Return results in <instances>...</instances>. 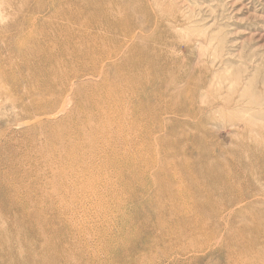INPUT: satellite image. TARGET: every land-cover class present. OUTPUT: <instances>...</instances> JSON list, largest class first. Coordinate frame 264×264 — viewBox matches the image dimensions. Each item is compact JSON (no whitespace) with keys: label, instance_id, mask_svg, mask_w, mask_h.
Here are the masks:
<instances>
[{"label":"rangeland","instance_id":"374dc122","mask_svg":"<svg viewBox=\"0 0 264 264\" xmlns=\"http://www.w3.org/2000/svg\"><path fill=\"white\" fill-rule=\"evenodd\" d=\"M91 1L81 0L78 4H68L65 9L68 12L67 17H71L72 21L67 24L65 19H54L45 13H38L37 10L31 11L30 8L36 6L34 0H0V225L2 226L0 228L6 229L11 235L15 234L17 250L28 244L35 249L32 256L37 261L47 257V253L41 252L37 240L24 229L25 225L16 223V215H18L16 210L15 227L9 225L12 216L7 213L5 201H3L8 191L5 185L10 186L15 183V199L20 202L44 204L46 192L58 199L62 191L64 192L62 195L65 194V188L56 184L54 186L57 187L56 189L52 186L49 187L50 190L49 188L46 191L42 190L43 183L48 181L47 178L53 180L54 173H51L49 169L52 168L54 172H57L61 166L67 167L70 159L82 155L83 150L89 148V146L84 148V142L81 140L89 130L84 132L82 126L86 113L95 114L97 111L90 110L85 103L86 97L99 86V82L97 78L92 80V75L88 72L80 74L79 80H75L77 96H72L69 100L73 103L68 101L70 106L64 101L59 103L57 109L47 114L51 117L50 121L35 124L36 122L33 121L40 116L36 119L30 118L23 109L24 104L31 103L29 96L39 93V97L35 96L36 100L47 97L39 81L34 80L35 77L38 79L43 71L48 72L52 67H58L56 66L58 64L64 65V62L69 65L81 62H75L76 56L73 50H65L66 43L63 36L59 34L61 28L69 26L80 30L83 35L90 33L92 37H95L97 45H101L104 41L107 48L114 50L112 48L114 45L110 46L111 43H108L109 39L115 36L120 39L119 44L127 43L123 40V26L126 27V24L131 22L130 27L135 26V28L131 41L127 44L134 49L141 46L140 50L145 51L142 56L144 61L140 62V66L135 69V72L142 70L147 75L143 83H140V87L143 84L144 86L142 90L140 88L139 96L137 95L139 103L144 104L140 109L145 116H148L143 121L144 128L150 131L149 135L145 134V144L149 146L145 151L149 154L145 152L144 158L147 162L144 164L148 163L150 176L155 175L160 169L163 174L174 178V186L184 189H182L185 192L184 199L181 202L179 214L167 215L168 217L165 216L157 224L153 219L156 218L154 213L158 210V203L166 202L165 197L160 195L162 187L154 184V180L152 181V178L148 176L146 179H141L140 184H135L137 188L133 192L125 193L122 192L123 186L116 182V178H113L115 184L110 191L97 186L104 195L110 193L111 197L112 191L113 195L117 193L116 198H119V203L116 198L114 202H110L114 213L108 215L111 224L107 228L104 220L107 215L103 213L99 217L95 211L93 213L89 205V202L93 203L91 202L93 197L85 194V188L81 185L77 186L78 189H72V194L76 195L74 200L70 195H64L65 202L58 200L64 209L65 218L77 215L80 218L82 216V219L72 232L64 231L66 235L62 236V240L60 239L57 249L59 252L62 251V255L53 249L49 250L50 254L52 252V255L56 253L62 257L59 258V263L55 264L70 262L71 264H100V262L102 264H133L134 262L135 264H233L228 260L232 257L235 261L238 260L237 264H264V0H104V3L100 5H88ZM45 2L49 8L54 4L51 0ZM118 19L123 26L115 25L118 24ZM50 24H53V27ZM117 29L122 30L119 32L120 30ZM32 32L36 37L33 42L27 40L28 37L33 36ZM38 45L44 47L43 50L38 49ZM56 45H59V49L53 50ZM44 55H49L50 60L46 61ZM145 55H149L150 59L152 55V59ZM133 56L139 58L136 54ZM38 63L42 64L37 65ZM149 65L150 68H154H151L153 72L148 68ZM157 69L159 73H156ZM173 77L176 79L174 80ZM149 80H153L152 83ZM163 80H168L169 84ZM171 81L174 82L171 83ZM135 84L138 85V83ZM170 84L172 86L169 87ZM162 92L166 93V96ZM162 96L165 98L163 99ZM134 97L133 101L136 99V96ZM205 121L207 122L204 123ZM174 122L176 125L173 126ZM198 125L203 128L201 126L198 128ZM98 126L99 124L96 128ZM181 141H183L182 144ZM177 144H180L179 147ZM205 145L209 147L206 148ZM200 151L205 154L202 155ZM155 165L158 168L154 169V172ZM196 172L198 178L195 176ZM213 173L217 174L216 181L210 179ZM222 179L223 183H220ZM239 196L244 200L241 204L236 201L240 198ZM186 197L190 199L189 204L184 202ZM48 199L51 201L49 196ZM49 204L54 208L53 211H48L52 215L51 220L58 216L56 208L59 206L51 202ZM186 213L189 220L187 226L195 231L196 236L193 239L190 237V239L180 240L176 238L177 235L171 234L169 226L170 223H176L177 227L182 229L186 224L183 222ZM113 225L114 227H111ZM80 231L82 233L79 235L77 232ZM88 232L92 234L89 235ZM77 239L80 241L78 242ZM217 241L222 242L220 244ZM183 247H187V250L195 248V251L181 252Z\"/></svg>","mask_w":264,"mask_h":264},{"label":"bare ground","instance_id":"6f19581e","mask_svg":"<svg viewBox=\"0 0 264 264\" xmlns=\"http://www.w3.org/2000/svg\"><path fill=\"white\" fill-rule=\"evenodd\" d=\"M29 1V0H28ZM36 3V6L34 8H30L31 11H36L38 13H45L49 15V17H53L54 19H59V20H66L67 24L72 21L71 17H67V10L65 7L70 4H78L80 3L81 0H51L52 3H54L51 8L48 7L47 3L44 0H34ZM44 2V4H43ZM101 3H104V0H92L88 5H100ZM150 3V2H149ZM41 4V5H40ZM30 6V4H29ZM89 8V7H88ZM87 9V8H86ZM30 11V10H29ZM79 11V10H78ZM87 11V10H86ZM83 12V11H82ZM85 12V11H84ZM112 12V11H111ZM115 12V11H114ZM29 13V12H28ZM31 14V13H30ZM84 14V13H83ZM112 14V13H111ZM114 14V13H113ZM116 14V13H115ZM81 16V15H80ZM113 16V15H112ZM42 17V16H41ZM76 17V15H75ZM45 18V17H44ZM119 18V17H118ZM35 19V18H34ZM37 19V18H36ZM81 19V18H80ZM117 19V18H116ZM120 19V18H119ZM118 19V24H115L116 26L120 24ZM123 21V20H122ZM107 22V21H106ZM128 22V21H127ZM75 23V22H74ZM84 23V22H83ZM108 23V22H107ZM116 23V22H114ZM131 23V22H130ZM130 23L126 24L123 26V34H124V41L125 42H130L132 38V33L134 31L135 26L130 27ZM133 23V22H132ZM85 24V23H84ZM97 24V22H96ZM124 24V23H123ZM139 24V23H138ZM137 24V25H138ZM94 25V24H93ZM136 25V24H135ZM51 27H53V24H50ZM83 26V25H82ZM85 26V25H84ZM96 27V26H95ZM99 27V26H98ZM140 27V26H139ZM120 28V27H119ZM96 29V28H95ZM99 29V28H97ZM118 30V29H117ZM120 30V29H119ZM118 30V31H119ZM122 30V29H121ZM121 30L119 32H121ZM33 31V30H32ZM89 31V30H88ZM104 31V30H103ZM31 32V31H30ZM45 32V30H44ZM90 32V31H89ZM94 32V31H93ZM92 32V33H93ZM34 32H32L33 34ZM98 33V32H97ZM118 33V32H117ZM138 33V32H137ZM31 34V35H32ZM63 36V40L65 41V50L66 51H74V55L76 56V61L75 62H80V64H71L64 62V65L60 66L59 64L56 65L58 67L53 68L51 70H48V72H44L43 74L34 78L35 81H39L40 86L44 88L45 95L47 96L42 100H36L35 96L39 97V93L37 95H31L29 96L31 98V103L29 105L24 104L23 109L25 110V113L28 114V117H32L36 119V117L40 118L37 120H34L33 122H36L35 124L38 123H43L44 121H50L51 117H49V113L53 112L55 109H57L59 106V103L61 104L63 101L67 103L69 100H71L72 96H77L75 95L77 92V84L76 81L79 80L81 77L80 74L84 72H88L89 75H92L91 79L97 78L99 82V86L96 87L94 91L90 93L89 96L86 97V105L90 110L97 111L95 114L93 112L86 113V118L84 120V124L82 126V130L84 132L88 131V133L83 136L82 142H84V148L89 146L88 150H83V154L77 157H74L70 159V162L68 163L69 165H66L67 167L64 168V166H61L60 169L57 170V172H54L52 168L49 169V171L54 173L53 175V180L51 179H46L48 181L43 183V191H46L49 187H54L56 184L57 186H60L62 188H65V194L62 191L61 195L57 199L54 198L53 196L49 195V193L46 192L45 199H44V204H39V203H32L30 201H24L20 202L15 199V183L11 184L10 186H6L7 195L3 198V201H5L4 205L6 206V211L9 213L12 217L11 220L9 221V225H12V227H15V212H18L17 216V224H20L21 226H24V229L28 230V234L35 238L37 242L40 244V250L41 252L47 253V257L41 258L38 261L32 256L33 250L30 245L25 244L23 248L20 250H17L15 248V234L13 233L12 235L7 232L6 229H1L0 228V264H55L56 262L59 263V258L61 259L62 251L59 252L58 249V243L62 236L65 237V232H72V230L76 229L77 225H79L81 218L78 217L77 215L71 216L70 218H65V212L64 209H62L61 204L58 202H65V197L64 195H70L72 196L73 200L75 199L74 194H72V189H76L77 186L81 185L83 188H85V194L93 197L91 202H89L90 208L92 209V212L97 214V216L100 214H105L107 217L106 219H103L106 221V227L110 226L111 221H109L108 215H111L110 213H114L110 202H114L116 195H113L111 191V197L110 193L107 195H104L101 193L100 189L98 188L99 186L102 187L103 190L110 191V188L114 187L113 185L115 184L114 179L116 178V182L121 184L123 186V191L125 193L133 192L135 188V184H140L141 179H146L148 176L149 178H152V181L154 184H157L158 186L162 187V190L160 191V195L164 196L166 201L165 203L159 202L158 203V210L156 211V218L153 219L155 223H160L161 219L164 218L167 215H177L179 214V208L181 207V202H183L184 199V194L185 192L182 191L183 188L178 189L176 188V185L174 186L173 179L172 177L170 178L166 174H163L160 172V169L155 173V175L150 176L148 172H151L148 167V163L144 164L145 161V152L149 148L147 143L145 144V134L150 133L148 130L144 128L143 121L145 117H148L147 115L145 116V113L142 112L140 109L141 105L144 106L143 103H139L140 100H137V97L139 96L140 88L142 90V87H140V83L147 77L145 73L141 70H136L140 66V62L142 63V56L145 54L142 52V49L140 50L139 48H131V46L127 43L124 44H119L120 39L118 37H111L108 41V43H111V45H114L112 48H107V45H105L104 41L101 42V45H97L95 42V37H92L90 33H86L83 35L80 30H77L76 28H72L69 26H65L61 28V33H59ZM96 34V33H95ZM102 34V32H101ZM135 34V32H134ZM141 34V33H140ZM93 35V34H92ZM105 35V34H104ZM137 35V34H136ZM142 35V34H141ZM91 36V37H90ZM102 36V35H101ZM146 36V35H145ZM144 36V37H145ZM104 37V36H103ZM120 37V36H119ZM35 35L28 37V41L33 42L35 39ZM135 38V37H134ZM107 39V40H108ZM144 39V38H143ZM147 40V39H146ZM25 41V40H23ZM52 41V40H51ZM106 41V40H105ZM145 41V40H144ZM98 42V41H97ZM140 42V41H139ZM138 42V43H139ZM143 42V41H142ZM23 43V42H22ZM137 43V42H136ZM141 43V42H140ZM49 44V43H47ZM60 45V44H59ZM59 45H56V47L53 49H59ZM136 45V44H135ZM45 46V45H44ZM151 46V45H150ZM34 47V46H33ZM136 47V46H135ZM44 47H40L38 45V49L43 50ZM150 49V48H149ZM152 49V48H151ZM150 49V50H151ZM39 50V52H40ZM61 51V49H60ZM63 51V50H62ZM156 51V50H155ZM158 51V50H157ZM37 52V51H36ZM57 53V52H55ZM61 53V52H60ZM147 53V52H146ZM150 53V52H149ZM148 53V54H149ZM133 54L138 56L139 58H136L133 56ZM62 55V54H61ZM64 55V54H63ZM69 56V55H68ZM146 56V55H145ZM147 55L146 57H148ZM151 59H152V55ZM154 56V55H153ZM159 56V55H158ZM46 61H49V55H44L43 56ZM60 57V56H59ZM63 57V56H62ZM161 57V56H160ZM63 58H66L63 57ZM150 59V57H148ZM144 57V59L148 60ZM70 59V58H69ZM73 59V58H71ZM70 59V60H71ZM150 59V60H151ZM156 62V57L154 58ZM152 61V62H154ZM62 63V62H61ZM144 63V62H143ZM151 63V62H150ZM42 63H38L37 65H40ZM53 64V63H52ZM153 64V63H151ZM51 65V64H49ZM144 65V64H143ZM146 65V64H145ZM155 65V63H154ZM65 66V67H64ZM142 66V65H141ZM22 67V66H21ZM20 67V68H21ZM146 67V66H144ZM155 67V66H153ZM167 67V66H166ZM165 67V69H167ZM169 67V66H168ZM142 68V67H141ZM150 68V65L149 67ZM152 68V67H151ZM150 68V69H151ZM164 68V67H163ZM44 69V68H43ZM50 69V68H49ZM146 69V68H145ZM149 69V71H150ZM154 69V68H152ZM151 69V70H152ZM134 70V71H133ZM158 70V69H157ZM164 70V69H163ZM168 70V69H167ZM174 71V70H173ZM153 72V70H152ZM156 72V71H155ZM162 72V70H161ZM167 72V71H166ZM151 73V72H150ZM159 73V70L158 72ZM165 73V72H164ZM175 72H173L174 74ZM148 74V73H147ZM163 74V73H161ZM152 75V74H151ZM150 75V76H151ZM159 74H157L158 76ZM165 75V74H164ZM149 76V75H148ZM173 76V75H172ZM172 76L170 78H172ZM156 77V76H155ZM162 77V76H161ZM175 77V75H174ZM173 77V78H174ZM90 78V77H89ZM149 78V77H148ZM157 78V77H156ZM180 78V76H179ZM88 79V78H87ZM155 78H153L154 80ZM159 79V78H158ZM176 78H174L175 80ZM178 79V78H177ZM76 80V81H75ZM153 80H149L150 83H152ZM183 80H185L183 78ZM82 81V80H81ZM158 81V80H157ZM164 81V80H163ZM162 81V82H163ZM166 81V80H165ZM164 81V82H165ZM168 81V80H167ZM166 81V82H167ZM178 81V80H177ZM175 81V82H177ZM182 81V80H181ZM80 82V81H79ZM169 82V81H168ZM167 82V83H168ZM174 81H171L173 83ZM135 83H138L136 85ZM143 83V82H142ZM167 83H165L167 85ZM178 83H180L178 81ZM190 83V82H189ZM97 84V83H96ZM169 84V83H168ZM181 84V83H180ZM25 85V84H24ZM163 85V84H162ZM149 86V85H148ZM164 86V85H163ZM168 86V85H167ZM172 86L171 84L169 87ZM39 87V86H38ZM150 87V86H149ZM148 87V88H149ZM153 87V86H151ZM165 87V86H164ZM174 87V86H173ZM205 87V86H204ZM203 87V88H204ZM156 88V87H155ZM154 88V89H155ZM199 88V87H198ZM145 89V88H144ZM200 89V88H199ZM88 90V88H87ZM90 90V89H89ZM165 90V89H164ZM166 90H169L166 88ZM134 92V93H133ZM148 92V91H146ZM138 93V94H137ZM163 93V92H162ZM65 94H67L65 96ZM144 94V92H143ZM164 94V93H163ZM166 94V93H165ZM164 94V95H165ZM183 93L181 92V95ZM193 94V93H192ZM197 94V92H196ZM42 95V94H41ZM138 95V96H137ZM191 95V94H190ZM135 101H133V98ZM166 96V95H165ZM173 96V95H172ZM189 96V94H188ZM194 97V94L192 95ZM142 97V96H141ZM145 97V96H144ZM190 97V96H189ZM188 97V99H189ZM149 98V97H147ZM164 99L165 97L162 96ZM195 98V97H194ZM84 99V97H83ZM158 99V98H157ZM183 99V98H182ZM78 100V99H77ZM142 100V99H141ZM181 100V99H180ZM196 100V99H195ZM145 101V100H144ZM162 101V100H161ZM170 101V100H169ZM192 101V99H191ZM72 102V101H69ZM163 102V101H162ZM165 102V101H164ZM163 102V103H164ZM168 102V101H167ZM184 102V101H183ZM64 103V104H65ZM73 103V102H72ZM145 103V102H144ZM166 103V102H165ZM187 103V102H186ZM189 103V102H188ZM68 106L69 103H67ZM79 104V103H78ZM169 104V103H168ZM182 104V103H181ZM193 104V101H192ZM196 104V101H195ZM160 105V104H159ZM190 105V104H189ZM67 106V107H68ZM161 106V105H160ZM163 106V105H162ZM187 106V105H186ZM196 106V105H195ZM188 107V106H187ZM156 108V107H155ZM164 108V107H163ZM162 108V109H163ZM170 108V107H169ZM193 108V105H192ZM202 108V107H201ZM145 109V108H144ZM168 109V108H167ZM166 109V110H167ZM185 109V108H184ZM189 109V108H188ZM195 109V108H193ZM204 109V108H203ZM64 110V109H63ZM82 110V109H80ZM169 110V109H168ZM179 110V108H178ZM177 110V111H178ZM77 111V110H76ZM83 111V110H82ZM145 111V110H144ZM153 111V109H152ZM176 111V110H175ZM174 111V112H175ZM193 111V110H192ZM206 111V110H205ZM155 112V111H154ZM172 112V113H174ZM183 112V110L181 111ZM80 113V111H78ZM160 113V112H159ZM164 113V112H163ZM169 114V112H167ZM179 113V112H178ZM204 113V112H203ZM206 113V112H205ZM146 114H148L146 112ZM153 114V112H152ZM180 114V113H179ZM178 114V115H179ZM186 114V113H185ZM188 114V113H187ZM82 115V114H81ZM163 115V114H162ZM197 115V112H196ZM195 115V116H196ZM201 115H203L201 113ZM159 116V115H158ZM161 116V115H160ZM169 116V115H168ZM171 116V115H170ZM169 116V117H170ZM174 116V115H173ZM177 116V115H175ZM181 116V115H180ZM198 116V115H197ZM163 117V116H162ZM166 117V116H165ZM192 117V116H191ZM205 117V116H204ZM211 117V116H210ZM76 118V117H75ZM201 118V117H200ZM203 118V116H202ZM212 118V117H211ZM148 119V118H147ZM165 119V118H164ZM206 119V118H205ZM75 120V119H74ZM161 120V119H160ZM197 120V119H196ZM200 120V119H198ZM207 120V119H206ZM208 117V121H209ZM150 121V120H149ZM162 121V120H161ZM166 121V120H165ZM32 122V123H33ZM178 122V121H177ZM202 122V120H201ZM205 121L204 123H206ZM31 123V122H30ZM99 126L96 128L97 125ZM149 123V122H148ZM151 123V122H150ZM180 123V122H179ZM203 123V122H202ZM202 123H200L202 125ZM34 124V125H35ZM155 124V123H154ZM153 124V125H154ZM162 124V123H161ZM199 124V122H197ZM33 125V126H34ZM147 125V124H146ZM145 125V126H146ZM168 125V123L166 124ZM176 125L175 122L173 123V126ZM179 125V124H177ZM192 124H190V127ZM198 125V128L199 126ZM164 126V123H163ZM172 126V125H170ZM147 127V126H146ZM178 127V126H177ZM202 127V126H201ZM96 128V129H95ZM162 128V127H161ZM164 128V127H163ZM175 128V127H174ZM203 128V127H202ZM206 128V127H205ZM172 129V128H171ZM96 130V131H95ZM202 130V129H201ZM200 130V131H201ZM207 130V129H206ZM155 131L156 128H155ZM169 131V130H167ZM5 132V131H4ZM206 132V131H204ZM153 133V132H152ZM171 133H173L171 131ZM154 134V133H153ZM170 134V132H169ZM175 134V133H174ZM158 136V135H157ZM159 137V136H158ZM149 138V137H147ZM144 139V140H143ZM154 139V138H153ZM43 140V139H42ZM148 141V140H147ZM175 141V140H174ZM180 141V140H179ZM184 141V140H183ZM183 141L180 143L182 144ZM178 142V141H176ZM81 143V142H80ZM150 143V142H148ZM179 143V142H178ZM188 144V143H187ZM190 144V143H189ZM175 145V144H174ZM178 147L180 144H177ZM80 146V145H79ZM188 146V145H187ZM192 146V145H191ZM195 146V145H194ZM192 146V147H194ZM208 146V145H207ZM205 145L204 147L207 148ZM75 148V146L73 145ZM147 147V149H146ZM209 147V146H208ZM165 148V147H164ZM205 148V149H206ZM264 148V147H263ZM82 149V147H80ZM146 149V151H145ZM166 149V148H165ZM180 149V148H179ZM202 149V148H201ZM72 150V149H71ZM76 150V149H75ZM178 150V149H177ZM189 150V148H188ZM153 151V150H152ZM168 151V150H167ZM191 151V150H190ZM202 151V150H201ZM200 151L202 155L204 154ZM157 152V150H156ZM186 152V151H185ZM194 152V151H193ZM80 153V151H79ZM147 153V152H146ZM153 153V152H152ZM158 153V152H157ZM156 153V156H157ZM179 153V152H178ZM199 153V154H200ZM149 154V153H147ZM189 154V153H188ZM194 154V153H193ZM208 155V154H207ZM56 156V155H55ZM190 156V155H189ZM200 156V155H199ZM202 157V156H201ZM205 157V156H203ZM209 157V155H208ZM206 157V158H208ZM217 157V156H216ZM153 158V157H152ZM158 157H156L157 159ZM151 159V157H150ZM155 159V155H154ZM153 159V160H154ZM160 159V158H159ZM196 159V158H195ZM201 159V158H200ZM210 159V158H209ZM149 160V159H148ZM152 160V159H151ZM158 160V159H157ZM203 160V159H202ZM207 160V159H205ZM204 160V161H205ZM50 161V160H49ZM67 161V160H66ZM156 161V160H155ZM177 161V160H176ZM199 161V159H198ZM30 162V161H29ZM182 162V161H181ZM189 162V161H188ZM187 162V163H188ZM197 162V161H196ZM199 162H202L201 160ZM154 163V162H153ZM58 164V163H57ZM173 164V163H172ZM184 164V163H183ZM196 165V163H194ZM204 164V163H203ZM202 164V165H203ZM65 165V164H64ZM185 165V164H184ZM189 165V164H188ZM191 165V164H190ZM150 166V165H149ZM175 167V165H173ZM218 166V165H217ZM216 166V167H217ZM54 167V166H53ZM195 167V166H194ZM201 167V165H200ZM214 167V166H213ZM215 167V168H216ZM158 168L157 165L153 166V170ZM185 168V166H184ZM218 168V167H217ZM187 169V168H186ZM199 170V169H198ZM187 171V170H186ZM206 171V170H205ZM217 171V170H216ZM238 171V170H237ZM155 172V170H154ZM214 172V171H212ZM221 172V171H220ZM235 172V171H234ZM44 173V171H43ZM179 173V172H178ZM177 173V174H178ZM205 173V172H204ZM222 173V172H221ZM148 174V175H147ZM153 174V172H152ZM158 174V175H157ZM176 174V173H175ZM176 174V175H177ZM194 174V173H193ZM223 174V173H222ZM221 174V175H222ZM242 174V173H241ZM105 175V176H104ZM172 175V174H171ZM170 175V176H171ZM180 175V174H179ZM183 175V174H182ZM220 175V174H219ZM225 176V174H223ZM230 175V173H229ZM234 175V174H233ZM45 176V175H44ZM104 176V177H103ZM173 176V175H172ZM181 176V175H180ZM179 176V178H180ZM197 177V172L196 175ZM231 176V175H230ZM236 176V175H235ZM242 176V175H241ZM193 177V176H192ZM211 177V178H210ZM209 178L212 180L218 179L217 174L213 173ZM220 177V176H219ZM176 178V177H175ZM185 178V177H184ZM198 178V177H197ZM233 179V177H230ZM237 178V177H236ZM243 178V177H242ZM172 179V180H171ZM177 179V178H176ZM175 179V180H176ZM189 179V178H188ZM225 179V177H224ZM56 180V181H55ZM178 180V179H177ZM221 180V178H219ZM218 180V181H219ZM231 180V179H230ZM235 180V178H234ZM145 181V180H144ZM148 181V180H147ZM229 181V180H228ZM34 182V181H33ZM149 182V181H148ZM237 182V180H236ZM55 183V184H54ZM146 183V182H145ZM145 183H142L145 185ZM220 183H223V179ZM141 184V185H142ZM41 185V183H40ZM96 185V186H94ZM120 185V186H121ZM147 185V184H146ZM227 185V184H225ZM230 185V184H229ZM98 186V187H97ZM119 186V187H120ZM148 186V185H147ZM153 186V185H152ZM156 186V185H155ZM210 186V184H209ZM117 187V186H116ZM118 187V188H119ZM139 187V186H138ZM145 187V186H144ZM143 187V188H144ZM186 187V186H185ZM208 187V183H207ZM57 188V187H56ZM54 187V189H56ZM122 188V187H120ZM151 188V187H150ZM153 188V187H152ZM78 189V188H77ZM116 189V188H115ZM156 189V187H155ZM158 189V187H157ZM206 189V188H205ZM230 189V187H229ZM238 189V187H237ZM249 189V188H248ZM256 189V188H255ZM50 190V188H49ZM102 190V191H103ZM138 190H140L138 188ZM137 190V191H138ZM150 190V189H149ZM154 190V189H152ZM184 190V189H183ZM259 190V189H258ZM114 191V190H113ZM147 190H145L146 192ZM250 190H248L249 192ZM115 192V191H114ZM140 192V191H139ZM143 192V191H142ZM153 192V191H152ZM187 192V191H186ZM237 192V191H236ZM232 193V192H231ZM252 193V192H251ZM55 194V193H53ZM106 194V193H105ZM123 194V193H122ZM187 194V193H186ZM189 194V193H188ZM209 194V193H208ZM244 194V193H241ZM240 194V195H241ZM86 195V196H87ZM133 195V194H132ZM152 195V194H151ZM253 195V194H251ZM48 196L51 201H49ZM119 196V195H118ZM136 196V195H135ZM225 196V195H224ZM230 196V195H229ZM246 196V195H245ZM152 197V196H151ZM189 197V196H188ZM188 197H186V200L184 201L185 203L188 202ZM210 197V196H209ZM240 197V196H239ZM77 198V197H76ZM130 198V197H129ZM134 198V197H133ZM132 198V199H133ZM146 198V197H145ZM25 199V198H24ZM117 199V198H116ZM213 199V198H212ZM236 199V197H235ZM238 199V198H237ZM128 200V198L126 199ZM136 200V199H135ZM139 200V199H138ZM152 200V199H151ZM43 201V200H42ZM132 201V200H131ZM145 201V200H144ZM238 201L240 204L243 202V198H239ZM234 201V202H236ZM54 203L55 205L58 204V208H56V212L58 214L57 217L52 218L50 220V213L51 210L53 211V207H51L49 203ZM150 202V201H149ZM148 202V203H149ZM233 202V201H232ZM236 202V203H238ZM251 202V201H250ZM253 202V200H252ZM251 202V203H252ZM48 203V204H46ZM82 203V202H81ZM117 203H119V198L117 199ZM147 203V202H146ZM227 203V202H226ZM234 203V204H236ZM247 203V202H246ZM77 204V203H76ZM86 204V203H85ZM115 204V203H114ZM184 204V203H183ZM249 204V203H247ZM253 204V203H252ZM251 204V205H252ZM116 205V204H115ZM138 205V204H137ZM146 205V204H145ZM186 205V204H185ZM192 205V204H191ZM208 205V204H207ZM250 205V204H249ZM48 206V207H47ZM79 206V205H78ZM81 206V205H80ZM199 205H197L198 207ZM233 206V205H231ZM240 206V205H239ZM57 207V206H55ZM84 207V206H83ZM82 207V208H83ZM124 207V206H123ZM126 207V206H125ZM234 207V206H233ZM66 208V207H65ZM86 208V207H85ZM136 208V207H135ZM192 208V207H191ZM205 208V207H204ZM229 208V206L227 207ZM232 208V207H231ZM69 209V208H68ZM71 209V207H70ZM69 209V210H70ZM116 209V208H115ZM122 209V208H121ZM188 209V208H187ZM185 209V210H187ZM190 209V208H189ZM16 210V211H15ZM210 210V209H208ZM232 210V209H231ZM83 211V210H82ZM131 211V210H130ZM136 211V210H135ZM203 211V210H202ZM205 211V210H204ZM214 211V210H213ZM227 211V210H226ZM68 212V211H67ZM75 212V211H74ZM79 212V211H78ZM119 212V211H118ZM124 212V211H123ZM133 212V211H132ZM155 212V211H154ZM185 212V211H184ZM194 212V211H193ZM240 212V211H239ZM73 213V212H72ZM122 213V211H121ZM197 213V212H196ZM225 213V212H224ZM230 213V212H229ZM242 213V212H241ZM244 213V212H243ZM56 214V213H55ZM136 214V213H135ZM138 214V213H137ZM141 214V213H140ZM236 214V213H234ZM88 215V214H87ZM116 215V214H115ZM119 215V214H118ZM121 215V214H120ZM214 215V214H212ZM222 215V214H221ZM230 215V214H229ZM237 215V214H236ZM242 215V214H241ZM92 216V215H91ZM130 216V215H129ZM132 216V215H131ZM136 216V215H135ZM145 216V215H144ZM181 216V215H180ZM184 217L183 222L186 223L184 224L185 226L181 229L177 227L176 223H170L171 225L169 226L171 229V234L172 235H177L176 238L183 240V239H193L195 235V231L191 229L190 227L187 226V216L188 214L186 213ZM223 216V215H222ZM228 216V214H227ZM113 217V216H112ZM117 217V216H116ZM122 217V216H121ZM168 217V216H167ZM172 217V216H171ZM176 217V216H175ZM225 217V216H224ZM170 218V217H169ZM180 218V217H179ZM196 218V217H194ZM205 218V217H204ZM221 218V217H220ZM94 219V218H93ZM92 219V220H93ZM117 219V218H115ZM114 219V220H115ZM223 219V218H222ZM86 220V218H85ZM199 220V219H198ZM197 220V221H198ZM96 221V220H94ZM92 221V223L94 222ZM103 221V220H102ZM176 221V219H175ZM194 221V219H193ZM11 222V223H10ZM104 222V221H103ZM117 222V221H116ZM121 222V221H120ZM131 222V221H130ZM129 222V223H130ZM136 223V222H135ZM193 223V222H192ZM226 223V222H225ZM260 223V222H259ZM119 224V223H118ZM131 224V223H130ZM143 224V223H142ZM146 223H144L145 225ZM87 225V224H85ZM93 225V224H92ZM96 225V224H95ZM104 225V224H103ZM101 225V226H103ZM137 225V224H136ZM227 225V224H226ZM1 226V225H0ZM19 226V225H18ZM90 226V224H89ZM133 226V225H132ZM140 226V225H139ZM2 227V226H1ZM20 227V226H19ZM99 227V226H98ZM97 227V228H98ZM111 227H114L111 226ZM116 227V226H115ZM138 227V226H137ZM213 227V225H212ZM21 228V227H20ZM19 228V229H20ZM81 228V227H80ZM79 228V230H80ZM86 228V227H85ZM92 228V227H91ZM102 228V227H101ZM128 228V227H127ZM130 228V226H129ZM144 228V227H143ZM142 228V229H143ZM151 228V227H150ZM156 228V227H155ZM162 228V227H161ZM262 228V227H261ZM83 230V228H81ZM90 229V227H89ZM118 229V228H117ZM131 229V228H130ZM169 229V230H170ZM23 230V229H22ZM66 230V231H65ZM111 230V229H110ZM129 230V229H128ZM157 230V229H156ZM65 231V232H64ZM76 231V230H75ZM95 231V230H94ZM101 231V230H100ZM108 231V230H107ZM115 231V229H114ZM113 231V233H114ZM119 231V230H118ZM130 231V230H129ZM145 231V230H144ZM147 231V229H146ZM154 231V230H153ZM158 231V230H157ZM163 231V230H162ZM91 232V231H90ZM93 232V230H92ZM97 232V230H96ZM102 232V231H101ZM260 232V231H259ZM263 232V231H262ZM261 232V233H262ZM74 233V232H73ZM79 235L82 233V231L77 232ZM99 233V232H98ZM104 233V232H103ZM112 233V232H111ZM127 233V232H126ZM131 233V232H130ZM136 233V230H135ZM134 233V234H135ZM168 231L166 232V234ZM170 233V231H169ZM83 234H85L83 232ZM89 234V232H88ZM90 233L89 235H91ZM101 234V233H100ZM129 234V232H128ZM149 234V233H148ZM153 234V233H152ZM212 234V230H211ZM217 234V233H216ZM224 234V233H223ZM257 234V233H256ZM49 235V236H48ZM71 235V234H70ZM87 235V236H89ZM95 235V234H94ZM106 235V233H105ZM130 235V234H129ZM150 235V234H149ZM27 236V235H26ZM103 236V235H102ZM118 236V235H117ZM124 236V235H123ZM134 236V235H133ZM154 236V235H153ZM152 236V237H153ZM157 237V234L155 235ZM160 236V235H159ZM158 236V237H159ZM166 236V235H165ZM263 236V235H261ZM259 236V237H261ZM30 237V238H31ZM98 237V236H97ZM116 237V236H114ZM125 237V236H124ZM130 237V236H129ZM217 237V236H216ZM222 237V236H221ZM120 238V237H119ZM131 238V237H130ZM262 238V237H261ZM66 239V238H65ZM68 239V238H67ZM87 239V238H86ZM85 239V240H86ZM96 239V238H95ZM99 239V238H98ZM102 239V238H101ZM100 239V240H101ZM108 239V238H106ZM115 239V238H114ZM128 239V238H127ZM136 239V238H135ZM145 239V237H144ZM161 239V238H160ZM210 239V238H209ZM62 240V239H61ZM82 240V239H81ZM113 240V239H112ZM137 240V239H136ZM173 240V239H172ZM233 240V239H232ZM72 241V240H71ZM78 241V239H77ZM80 241V240H79ZM78 241V242H79ZM106 241V240H105ZM117 241V240H115ZM113 241V242H115ZM124 241V240H123ZM138 241V240H137ZM161 241V240H160ZM174 241V240H173ZM207 241V240H206ZM227 241V240H226ZM263 241V240H262ZM63 242V241H61ZM86 242V241H85ZM98 242V241H97ZM118 242V241H117ZM126 242V241H125ZM130 242V241H129ZM134 242V241H133ZM142 242V240H141ZM189 242V241H188ZM216 242V241H215ZM218 242V241H217ZM222 242V241H221ZM219 241L218 243L221 244ZM255 242V241H254ZM72 243V242H71ZM75 243V242H74ZM87 243V242H86ZM105 242H103L104 244ZM136 243V242H135ZM139 243V242H138ZM191 243V242H189ZM235 243V242H234ZM260 243V242H259ZM69 244V243H68ZM73 244V243H72ZM76 244V243H75ZM88 244V243H87ZM93 244V243H92ZM102 244V243H99ZM98 244V245H99ZM107 244V243H106ZM111 244V242L109 243ZM124 245L123 243H121ZM134 244V243H133ZM182 244V243H181ZM67 245V244H66ZM96 245V244H95ZM119 245V244H118ZM126 245V244H125ZM130 245V243H129ZM194 245V243H193ZM192 245V246H193ZM214 245V244H213ZM217 245V244H216ZM261 245V244H260ZM63 246V245H62ZM77 246V245H76ZM83 246V245H82ZM88 246V245H87ZM90 246V245H89ZM111 246V245H110ZM109 246V247H110ZM141 246V245H140ZM252 246V245H251ZM80 247V246H79ZM95 247V246H94ZM93 247V248H94ZM101 247V246H100ZM103 247V246H102ZM108 247V248H109ZM121 247V246H120ZM124 247V246H123ZM128 247V246H127ZM134 247V246H133ZM182 247V246H181ZM190 247V246H189ZM197 247V246H195ZM213 247V246H212ZM258 247V246H257ZM91 248V247H90ZM89 248V249H90ZM99 248V247H98ZM111 248V247H110ZM109 248V249H110ZM114 248V247H113ZM125 248V247H124ZM135 248V247H134ZM133 248V249H134ZM163 248V247H162ZM187 247H183L181 249V252H190L193 250L186 249ZM192 248V247H190ZM199 248V247H198ZM218 248V246H217ZM252 248V247H251ZM53 249L56 252L61 253V255H57L54 253L52 255V252L50 254V251ZM78 249V248H77ZM84 249V248H83ZM97 249V248H96ZM105 249V248H103ZM121 249V248H120ZM138 249V248H136ZM140 249H142L140 247ZM205 249V248H204ZM208 249H210L208 247ZM253 249V248H252ZM251 249V250H252ZM52 250V251H53ZM126 250V248L124 249ZM197 250V249H196ZM255 250V249H254ZM259 250V249H258ZM104 251V250H103ZM112 251V250H111ZM140 251V250H138ZM195 251V250H194ZM203 251V250H202ZM206 251V250H205ZM246 251V250H245ZM257 251V250H256ZM82 252V251H81ZM80 252V253H81ZM89 252V251H88ZM121 252V251H120ZM128 252V251H127ZM131 252V251H130ZM135 252V251H134ZM137 252V251H136ZM199 252V251H198ZM197 252V253H198ZM247 252V251H246ZM83 253H85L83 251ZM155 253V252H154ZM153 253V254H154ZM124 254V253H123ZM138 254V253H137ZM185 254V253H184ZM187 254V253H186ZM185 254V255H186ZM211 254V253H210ZM177 255V254H176ZM112 256V255H111ZM154 256V255H153ZM170 256V255H169ZM179 256V255H178ZM197 256V255H196ZM195 256V257H196ZM240 256V255H238ZM237 256V257H238ZM76 257V256H75ZM98 257V256H97ZM127 257V256H126ZM131 257V256H130ZM142 257V256H141ZM190 257V256H189ZM87 258V257H86ZM123 258V257H122ZM179 258V257H178ZM242 258V257H241ZM76 259V258H74ZM101 259V258H99ZM117 259V257H115ZM137 259V258H135ZM166 259V258H165ZM168 259V258H167ZM171 259V258H169ZM238 259V258H237ZM106 260V259H105ZM113 260V258H112ZM172 260V259H171ZM229 262H233V264H237L238 260L235 261L232 258H229ZM94 261V260H93ZM103 261V260H101ZM107 261V260H106ZM109 261V259H108ZM114 261V260H113ZM112 261V262H113ZM133 261V260H132ZM165 261V260H164ZM174 261V260H173ZM178 262V260L176 259ZM82 262V261H81ZM105 262V261H103ZM115 262V261H114ZM106 263V262H105ZM131 263V262H130ZM138 263V262H137ZM71 264V262L69 263ZM83 264V263H82ZM100 264H102L100 262ZM109 264V263H108ZM135 264V262L133 263ZM139 264V263H138ZM170 264V263H169ZM175 264V263H174ZM178 264V263H177ZM180 264V263H179Z\"/></svg>","mask_w":264,"mask_h":264}]
</instances>
